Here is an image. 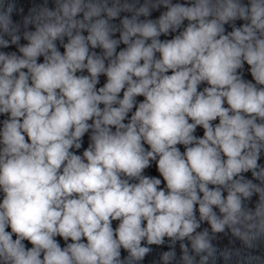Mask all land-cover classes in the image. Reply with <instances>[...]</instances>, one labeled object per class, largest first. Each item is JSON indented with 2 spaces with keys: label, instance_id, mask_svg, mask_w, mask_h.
<instances>
[{
  "label": "clouds",
  "instance_id": "clouds-1",
  "mask_svg": "<svg viewBox=\"0 0 264 264\" xmlns=\"http://www.w3.org/2000/svg\"><path fill=\"white\" fill-rule=\"evenodd\" d=\"M54 4L0 0V264H140L165 238L163 264H227L216 234L264 243V0Z\"/></svg>",
  "mask_w": 264,
  "mask_h": 264
}]
</instances>
